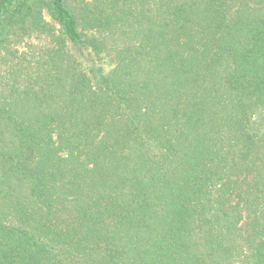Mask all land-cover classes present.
Masks as SVG:
<instances>
[{
  "label": "trees",
  "instance_id": "1",
  "mask_svg": "<svg viewBox=\"0 0 264 264\" xmlns=\"http://www.w3.org/2000/svg\"><path fill=\"white\" fill-rule=\"evenodd\" d=\"M0 264H264V0H0Z\"/></svg>",
  "mask_w": 264,
  "mask_h": 264
},
{
  "label": "rangeland",
  "instance_id": "2",
  "mask_svg": "<svg viewBox=\"0 0 264 264\" xmlns=\"http://www.w3.org/2000/svg\"><path fill=\"white\" fill-rule=\"evenodd\" d=\"M43 19L45 24L48 27H54L56 26V24L54 23V21H52L49 17V15L47 14V12L45 10H43ZM83 38H85V36H83ZM47 38H45V36H34L29 38L25 43H22V45H20L19 47V53L20 52H24L26 51V49L28 48V46L30 47H38L41 44H44L46 42ZM86 46V45H85ZM83 45L78 46L77 48H75V50L78 52V54H84L87 51H90L87 46L85 47ZM98 65L101 66L102 68V72H107L111 69L112 67V62H110V58L106 57L101 59L100 61L97 62Z\"/></svg>",
  "mask_w": 264,
  "mask_h": 264
}]
</instances>
